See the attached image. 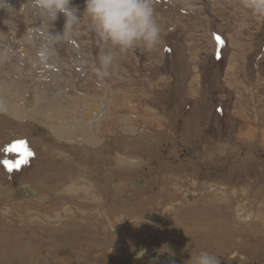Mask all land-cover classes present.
Segmentation results:
<instances>
[{"label":"rangeland","instance_id":"obj_1","mask_svg":"<svg viewBox=\"0 0 264 264\" xmlns=\"http://www.w3.org/2000/svg\"><path fill=\"white\" fill-rule=\"evenodd\" d=\"M27 2L28 0H8L14 10L4 14L1 11L6 10L0 9V45L10 43L16 50L9 62L0 64L1 87H4V83L13 82L20 88L19 93L24 95L18 105L24 106L26 111L31 108L32 112L35 109L33 113L38 110L46 112L49 110L48 103L52 101L49 100L47 105L43 103L35 108L33 92L46 98L61 95L65 104H70L71 100L64 97L65 93L76 96L81 102L85 99L83 96L91 94L96 88V91H99L97 94L105 101L99 107L98 118L107 108V101L113 102V106L110 103V121L115 125L122 120L124 125L129 126L128 135L131 134L130 137L134 140V152L129 158L131 155L132 159L136 158L138 168L129 172L127 180L124 181L127 184L118 187L112 198L104 196L103 184L100 183L102 187L99 185L96 193L104 196L105 207H110L111 201L117 206L118 193L129 190L133 181L143 178L149 184L145 193L133 192V187L132 191L128 192L133 194L132 199L137 200V206L129 212L131 215H146L145 218L158 215L169 199L177 202L179 188H193L197 191L201 189L202 184L214 183L225 187L231 185L249 192L264 185V17L252 15L242 6V0H153L156 19L161 29L159 45L151 52L137 47L126 54L118 55L116 65L110 69V75L102 79L95 72L102 49L87 17H82L77 35L73 44L71 43V49L75 50L74 57L70 54L73 52L69 51L68 43L64 42L57 45V55L53 60L47 64L35 62L36 51L45 41L49 26L42 17L25 7ZM73 5L78 7L80 14L83 13L84 0H73ZM63 25L64 17L61 15L50 31H62ZM3 33L8 34L7 40ZM14 60L18 64L12 67ZM90 80L96 83L94 89L88 84L85 85V82ZM79 81L87 87L86 90L77 83ZM122 104H128L127 106L133 109V114L121 112L124 113L121 115L117 111L114 112L116 106ZM1 118L4 119V116H0V173H5L4 181L10 184L17 180L26 182L31 181L35 173L51 177L53 173L63 174L67 171L59 167L57 162L54 164L43 156L41 160L37 159L34 141L38 135L43 138L48 136L45 128L38 127L37 122L33 123L35 121L29 119L28 122H2ZM121 126L115 125L116 133L112 131L114 135H111V138L104 135L100 139V162L107 156L111 159L123 152L119 137L122 135ZM242 135L244 138L240 137ZM47 141L52 144L49 139ZM21 142L32 151L33 157H28L27 163L9 171L4 161L16 164L24 157L20 151L9 152L8 149ZM184 149H191L195 157L201 156V162L190 164L194 161L182 160ZM150 160L155 163L152 164ZM156 161L159 165H156ZM80 165L82 166L81 162ZM90 168L86 165L85 171L89 172ZM92 169L94 170L92 167L90 172ZM117 173L118 171L112 177ZM172 174L175 175L171 176ZM188 174L191 176L189 181L183 177ZM40 180L42 185L39 179L35 180L39 182L35 186L38 198L28 202L15 201V208H21L22 211L25 208L31 209L34 214L44 213V217L50 216L53 219L56 215L53 210L66 204L60 194L57 193L56 196L54 192H49L51 195H48L47 179ZM4 181L2 179L0 182ZM54 181V186L59 185L56 182L54 184ZM113 187L111 182V188ZM55 189L57 190L52 187V190ZM170 191L176 193H173L175 198L170 197ZM146 195L150 196L149 199L155 198L156 202L147 205L149 200L145 198ZM208 198L209 196L198 200L196 204L199 205L195 209L188 207L184 210L183 207L177 206L175 211L178 213L168 215L169 222L164 223L162 231L158 230V235H148L145 232V235H138L139 237H135V233L128 235V232L125 238L120 235L114 237L104 227L97 229L94 223L91 225L88 222L75 229L71 227L74 224L68 223L64 229L48 230L32 223L11 224L10 220L4 219L0 222V264H71L72 260L76 264H145L141 259L131 256L128 250L138 252L144 248L146 254L157 250L159 258L174 253L178 260H181L180 255L183 252L176 254V246L190 255L193 252L192 243L215 258L225 259L231 254L235 257L238 253L240 260L248 264H264V226L257 228L261 231L257 236L259 238H255L253 231L248 230L247 226L242 230L234 220L235 216L230 211L232 201L225 209L224 217L230 218L226 220L212 213L213 207L208 206ZM260 200L264 202V197H260ZM5 202L4 199L0 204L5 205ZM91 203H80L78 206L96 205ZM186 221L210 225L215 241H212V238L200 240L201 233L196 234L197 238H186L185 233L174 231V222ZM22 233L25 235L22 236ZM242 236L244 239H241ZM187 239L192 243H187Z\"/></svg>","mask_w":264,"mask_h":264},{"label":"bare ground","instance_id":"obj_2","mask_svg":"<svg viewBox=\"0 0 264 264\" xmlns=\"http://www.w3.org/2000/svg\"><path fill=\"white\" fill-rule=\"evenodd\" d=\"M1 12L5 14V12H7V11H4V12L1 11ZM35 42H37V41H35ZM71 43H68L67 47H69L68 49L70 52H73V53H70L71 56H73V54L75 53V50L71 49L72 48ZM77 57L78 56H76V58ZM17 64L18 63H16L14 60V62H12V67L14 65H17ZM86 76H91V75H86ZM106 80H108V79H106ZM93 81L91 82V80H90V82L89 81L87 83L85 82V85L88 84V85L92 86V88L94 89L96 83H94ZM77 83L78 84L80 83V86H82L83 89L86 90L87 87L84 84H82V81H79ZM0 84H1L0 85V101H3L6 104V110L0 111V116L1 117L4 116V119L1 118L2 122H4V120L26 122L25 120H27V119L31 120L32 122L35 121L33 123L37 122L38 127H41L43 129L45 128L47 131V135H48L46 138L39 137V135L38 136L36 135L37 137L35 138V141H34V146H35L34 152L36 154L37 159L41 160L42 159L41 157L43 156L44 159L51 160V162H53V163L57 162L59 167H61V168L63 167L64 169H66L68 171V172L67 171L63 172V174L62 173L60 174L58 172L53 173L54 175L51 177L50 176L44 177L39 173L38 174L35 173L32 175L31 181L23 182V180H22V182L21 181L18 182V180H17V182L13 181L11 184L4 181L5 173H3V175H0V181L2 179L4 181V182H0V187H1V189H0V201H2L4 199L6 200L5 205L0 204V222H2L4 219H7V220H10L9 222L11 224L12 223H16V224H25V223L30 224V223H32V224H34V226L36 225V227L38 225L39 227L40 226L45 227V229H48V230L49 229L50 230L64 229L68 223H70L69 225H71V224L83 225L85 222H88L91 225H92V223H94V226L98 227L97 229L104 227L105 230L107 232H109L111 235H114V237H116L117 235L118 236L120 235L121 237L125 238L126 237L125 234L127 232H128V235L135 233L134 234L135 236H138V235L141 236L142 234L145 235L144 234L145 232L148 235H150V234L151 235H158V230L162 231L163 229L161 230V228H163V226H165L164 223L169 222V221H167L168 215H173V214L178 213L175 211L177 206L183 207L184 210L187 209L188 207L195 209L197 207V205H199V204H196L198 200L209 196V198H208L209 202H207V204H209V207H213V209L217 208L218 215L220 218H221V216L223 218V215L225 214V209L229 206V203L232 201L230 211L235 216L234 220L238 223L240 228H242V230H243V228L244 227L246 228V226H247L248 230L254 232L255 238L259 235V232L261 231V229L258 230L257 228H259V226L260 227L264 226V202H262L260 200V197H264V185L261 187H257L256 189L250 190L249 192L244 191L243 189H240L238 187H235V188L231 187V185L229 187H225V186H222L221 184H214V183L202 184V186H200L201 189H198L197 191H195L193 188H192L193 190L191 188H184V189L179 188V191L177 193V196L179 199L177 198V200H176L177 202H175L174 199H169L168 201L166 200L167 202L163 205V209L160 210L161 212L159 214L157 213L158 215H152L148 218H145V217H147L146 215H143V214L131 215V213L129 212L131 210V208L134 209V207L137 206V200H135V199L130 200V194L128 191L129 190L132 191V189H134V190H137V191L133 190L134 192L145 193L146 190L148 189V185H149V184H147V182L143 181L142 185L138 186V184H137L138 182L136 183L133 181L135 179L134 178L132 180L133 181L132 182L133 188L130 187V189L129 190L127 189V191L126 190L120 191L118 193V195L116 196L117 206L115 203H113L111 201L112 204L110 205V207L108 205H106L108 207H105V205L103 203H105L106 200H104L103 197L106 196V198H109V197L112 198V194L115 195L114 193L118 187H122L123 185L127 184V182H124V181L127 180V176L129 174V172L131 170L134 171L136 168H138L137 162H135L136 158L132 159V155L129 158V155L134 152V149H133L134 147L132 148V144H134V140L130 137L131 134H130V136L128 135V131H129L128 127L129 126L124 125V122L122 120H119L115 125L116 126L122 125L120 127L122 130V135H120L119 137L121 138V141H122L123 146H122L121 150L123 152H120V155L118 154V156L112 157L111 159L109 156H107V158L103 159V162H100V160H99L100 158H102L101 157V150L99 148V144L101 143L100 139H102V137H104V135H107L109 138L111 135H114V133H116V131H115L116 127L114 125V122L110 121L111 118L109 117L112 114V112L110 111V103H111V106H113L112 105L113 102L111 100L107 101V103H106L107 108L103 110V115L100 118H98V116H100V115H98L99 110H100L99 107L103 104V102L105 103V101H103V98H101V96H99L100 94L99 95L97 94V92H99V91H96V88H95V90H93V92H91L92 90L90 89L91 94L90 93L86 94V92H85L86 95L83 96V97H85V99H83V101H81L82 103L78 100V98L76 96H70L68 92H67L68 94L65 93L66 95L64 97H68V99L71 100L70 104H65L64 99L60 97L61 95L60 96L56 95L57 97L53 95L51 97L46 98L42 94L38 95V93L33 92L32 95L34 96L33 102H34L35 108H37V106L43 105V103L47 105L46 102H49V100H52L50 102V104L48 103V106H49L48 109L49 110H47L46 112L45 111L39 112V110H38L39 113L35 112L36 113L35 114V113H33V111H35V109L32 110V112H31V108L29 109V111H26V109L23 108L24 106L18 105L19 103H21V100L24 96V95H21L19 93L20 88H18L13 82L12 83H4L3 88L1 87L2 83H0ZM109 84H110V82H109ZM108 86H110V85H108ZM108 88H110V87H108ZM26 90H27V88H26ZM65 90H66V87H65ZM24 91H23V94L25 93ZM62 94H64V93H62ZM123 101L121 103H123ZM122 105L116 106L114 112L117 111L121 115L124 114V113L122 114L121 112H126V114H128V115L133 114L134 111L131 107L129 108V106H127L128 104L123 105V106ZM79 108L81 110H79ZM40 109H41V107H40ZM111 109H112V107H111ZM33 114L38 115V116L35 117ZM89 115H90V117H89ZM77 116H78V118H77ZM95 119L97 121H95ZM113 120H114V118H113ZM130 120L131 119H129V121ZM27 122H28V120H27ZM33 127H34V125H33ZM112 131L113 132L115 131V132L113 133ZM30 132H31V130H30ZM150 132H152V131H150ZM245 134H248V133L245 132ZM262 134L264 135V131ZM146 135H148V134H146ZM260 136H262V135H260ZM240 137L244 138V135H242ZM47 139L52 141V144L47 143L48 142ZM102 143H103V141H102ZM262 143H264V141ZM138 148L139 147H137V149ZM115 154H117V153H115ZM48 156H50V157L48 158ZM79 161L81 162L82 166L80 165ZM40 163H43V162H40ZM156 164H157V161H156ZM190 164H193V162ZM86 165L88 168L93 167L94 170L92 169V172H90L91 171V168H90L89 172L85 171ZM158 165H159V162H158ZM151 166H154V165H151ZM116 171H118V173L120 175L117 173L116 175H114V177H112V175L114 173H116ZM51 174H52V172H51ZM173 175H175V174H172L171 176H173ZM183 177L185 180L188 179L187 181H189V177L191 178V176L189 174L187 176L184 175ZM41 178L47 179V184H48L47 187H49L47 194L51 195V193H49V192H54V194L56 196H57V193L60 194L61 198L62 197L64 198L63 202L66 204L63 207L61 205L58 206L57 210H53V212H55L56 215H54L53 219L49 216V218H51L52 220L49 219L47 216L44 217L42 215L44 213H42L41 215L40 214H34V213H32L31 209L25 208L22 211L21 208L20 209L15 208L16 207L15 201L22 200V201L28 202V201H32V200H35L38 198L37 197V195H38L37 191L38 190L36 191L35 186L37 184H39V182H35V180L39 179L40 184H41L42 183V180H40ZM118 178H119V180H118ZM171 178H173V177H170V179ZM62 179L63 180L66 179V180L63 182ZM114 179H116V181L117 180L118 181L116 182V181H114ZM53 181H54V184L56 182L59 185L54 186L52 183ZM62 182H63V184H62ZM111 182H113V184H114L113 188H111ZM163 182H164V180H163ZM170 182H171V180H170ZM192 182L194 183L193 179H192ZM100 183L103 184V190L102 191H103L104 196L100 195V194L98 195L96 193ZM102 184L100 185V187H102ZM169 185L168 186L166 185V187H170ZM175 185H177V184L175 183ZM43 186H45V185L43 184ZM191 186L193 187L194 185H191ZM47 187H46V189H47ZM52 187L57 188V190L56 189H55V191L52 190ZM170 192H171L170 197L175 198L174 195L176 193L174 191L173 192L170 191ZM173 193H175V194H173ZM15 194H18L19 196H16ZM162 194H163V192H162ZM41 195H43V194H41ZM158 195H156V197ZM169 195L170 194H168V196ZM149 197L150 196H147V195L145 197L149 200L147 205L148 204L152 205L153 203L156 202L155 198L152 197V199H149ZM150 201H152V203H150ZM243 201H245V202H243ZM46 202H48V201H46ZM130 202H131V204H130ZM80 203H83V204L84 203H91V204H96V205H93L92 207H89V206L88 207H85V206L79 207ZM162 204H163V202H162ZM203 204H204V202H203ZM36 206L39 207L38 205H36ZM17 210L20 212H17ZM35 211H37V209H35ZM187 211L191 212V210H187ZM48 212H51V211L48 210ZM179 212H181V211H179ZM182 212H183V210H182ZM120 216H122V218H120ZM227 218H229V217H227ZM229 220H230V218H229ZM175 221H177V220H175ZM96 222H99V224L97 225ZM172 223H173V221H172ZM174 223H176V222H174ZM203 223L204 222H201L199 224L187 223V222L182 223L181 222V224L178 225V227H179V229H181V231H184V232L199 233V231L205 232L208 230L204 226ZM5 224H7V223H5ZM16 224H14V225H16ZM32 224H31V226H32ZM167 227H169V226H167ZM134 228H135V230H132ZM6 231H7V229H6ZM174 231H177V229H174ZM250 233L251 232H249V234ZM23 234L24 233H22V236H23ZM234 234H235V232H234ZM32 235L34 236V234H32ZM32 235H31V237H32ZM159 235L161 236V234H159ZM244 235H246V234H244ZM131 237H132V235H131ZM252 237H253V233H252ZM257 238H259V237H257ZM205 239H210V237H201L200 238V240H202V241H204ZM241 239H244V236H242ZM200 240L198 241L199 243L201 242ZM186 241L189 244L192 243V242L190 243L188 240H186ZM212 241H214V240H212ZM16 242H17V244H19L18 241H16ZM45 242H46V240H45ZM205 242H207V241H205ZM28 243H29V241H28ZM41 243H42V241H41ZM25 244H27V243H25ZM51 244H53V243H51ZM191 245L193 248V249L192 248L191 249L194 250L195 245H193V244H191ZM22 246L23 245H21V247ZM245 246H248V245H245ZM176 247H177L176 250H178V252H176V254L177 253L179 254V252H183L182 254L180 253L181 254L180 259L183 261H185L184 259H186L187 260V262H185L186 264H192V260H190V259H191V257L194 258L195 254L192 252L190 254L191 256L187 255V252L186 251L184 252V249H181L179 246H176ZM253 248H255V247H253ZM141 249H144V248H141ZM199 249H200L199 252H203V250L201 248H199ZM258 249H260V248H258ZM32 250H34V247ZM140 250H138V252ZM135 252L136 251L133 252L131 250H128V253L131 256L134 255ZM41 253H43V252H41ZM171 254L172 255H170V256L177 263H182L180 260H177V256L174 255V253H171ZM136 255L137 254L134 255V258H136ZM235 255L236 256L232 259L240 260L241 256H238V253ZM8 256H4V258L8 257ZM16 256H17V254H16ZM158 257H159V255H158ZM164 257L165 256L163 255V257H161V259L166 258V257L165 258ZM49 259H51V258H49ZM214 260H215V256H214ZM240 261L241 262H238V263H237V261H234V264L246 263V261H244V260H240ZM55 264H59V263H55Z\"/></svg>","mask_w":264,"mask_h":264},{"label":"clouds","instance_id":"obj_3","mask_svg":"<svg viewBox=\"0 0 264 264\" xmlns=\"http://www.w3.org/2000/svg\"><path fill=\"white\" fill-rule=\"evenodd\" d=\"M242 6L256 17H264V0H242ZM26 8L42 17L49 26L45 41L36 51V61L47 64L57 55V45L71 43L77 35L82 17H87L102 49L95 72L101 79L110 75L117 56L142 47L147 51L157 48L161 29L156 19L153 0H84L83 13L73 5V0H28ZM0 9L14 10L8 0H0ZM64 17L62 31H50L60 16ZM5 40L8 34H4ZM16 54L10 43L0 45V64L9 62ZM6 104L0 101V111ZM146 249H141L136 259H141ZM192 264H211L212 257L197 252ZM155 264V262H153Z\"/></svg>","mask_w":264,"mask_h":264},{"label":"flooded vegetation","instance_id":"obj_4","mask_svg":"<svg viewBox=\"0 0 264 264\" xmlns=\"http://www.w3.org/2000/svg\"><path fill=\"white\" fill-rule=\"evenodd\" d=\"M182 153H183V155H182V160H184V159H187L188 161H190V159L192 160V161H194L193 163H195V162H200L201 161V158L200 157H198L197 158V156L195 157V155L193 154L194 152L191 150V149H189V150H183L182 151ZM185 157V158H184ZM194 159H196V160H194ZM152 162V164L153 163H155V161L153 160V161H151ZM158 163V162H157ZM156 165H158V164H156ZM154 167V166H153ZM146 179L148 178V177H145ZM143 181L144 182H146L145 181V179L143 178V179H139V180H135L134 182H138L137 184L139 185V186H141L142 185V183H143ZM150 185H152V184H150ZM134 192V191H133ZM130 194V200L132 199L131 197H132V195H131V193H129ZM130 204H131V202H130ZM193 249V248H192ZM197 252H199V249L198 248H195L194 250H193V253L194 254H196ZM138 252L136 251L135 252V254H137ZM134 254V255H135ZM154 254H158V252H157V250L156 251H154V252H152L151 251V253L150 254H145L142 258H141V261L143 262L144 261V263L146 264V262H149V263H153V262H155V261H149L148 259H147V257L148 256H152V255H154ZM209 255H211V257L212 256H214V255H212V254H209ZM170 256V255H169ZM169 256H166V257H169ZM232 256V257H231ZM67 257V256H66ZM165 258V257H164ZM232 258H234V254H231L229 257H226L225 259H220V258H218L215 262H214V257H212V262H211V264H234V261H237V263L238 262H241L240 260H238V259H232ZM178 260V259H177ZM69 261H71V260H69ZM73 261V260H72ZM71 261V264H76L75 262H72ZM182 263H180V264H186L183 260L181 261ZM155 263H157V262H155ZM261 263V262H260ZM245 264H248L247 262L245 263ZM262 264V263H261Z\"/></svg>","mask_w":264,"mask_h":264},{"label":"crops","instance_id":"obj_5","mask_svg":"<svg viewBox=\"0 0 264 264\" xmlns=\"http://www.w3.org/2000/svg\"><path fill=\"white\" fill-rule=\"evenodd\" d=\"M19 152V151H18ZM31 157H33V156H31ZM11 163V162H10ZM3 173L4 172H1L0 173V175H3ZM150 203H151V201H150ZM208 206H209V204H208ZM214 210V211H213ZM213 210H211L212 211V213H214V214H216L218 217H219V215H218V211H217V208L216 209H213ZM137 215H138V213H137ZM175 217V216H174ZM120 218H122V216H120ZM223 218H226V220H228V218L227 217H224V215H223ZM174 220H176V219H174ZM187 223H196V221L195 222H188V221H186ZM182 223H184V222H182ZM199 223H201V222H199ZM199 223H197V224H199ZM176 224V227L174 226L173 228L174 229H177V231L176 232H183V233H185V237L186 238H189V237H195L196 236V234L197 233H193V232H184V231H181V229H179V227H178V225H180L181 224V222H176L175 223ZM204 224V226L208 229L207 231H205V232H201V231H199V233H203L202 234V236L203 237H210V238H212L213 240L215 239V238H213L212 237V228L210 227V225H207L206 223H203ZM80 226H83V225H71V227L72 228H79ZM109 233V232H108ZM110 234V233H109ZM201 236V237H202ZM135 237H139V236H135ZM163 238V237H162ZM195 238H197V237H195ZM188 240V239H187ZM215 241V240H214ZM197 242V241H196ZM193 245H195V243H192ZM197 244V243H196ZM194 248H197V247H194ZM199 249V248H198ZM200 250V249H199ZM66 256H67V254H66ZM178 259V258H177ZM218 258H215V260H214V262L217 260ZM185 261H187L186 259H184ZM180 261H182V260H180ZM184 261V262H185Z\"/></svg>","mask_w":264,"mask_h":264},{"label":"snow or ice","instance_id":"obj_6","mask_svg":"<svg viewBox=\"0 0 264 264\" xmlns=\"http://www.w3.org/2000/svg\"><path fill=\"white\" fill-rule=\"evenodd\" d=\"M8 151L9 152L20 151L22 156L24 157V159H21L16 164H12L8 161H4V165H5V167L8 168L9 171L13 170V168H19L22 164L27 163V158L33 155V153L27 149L26 145L23 142H21L19 144H13L8 149Z\"/></svg>","mask_w":264,"mask_h":264},{"label":"water","instance_id":"obj_7","mask_svg":"<svg viewBox=\"0 0 264 264\" xmlns=\"http://www.w3.org/2000/svg\"><path fill=\"white\" fill-rule=\"evenodd\" d=\"M147 259L149 261H155V262H158L159 264H180V263H177L171 256L169 257H166L165 259H161L158 257L157 254H154L152 256H148Z\"/></svg>","mask_w":264,"mask_h":264}]
</instances>
